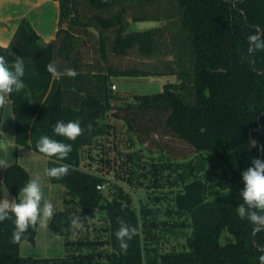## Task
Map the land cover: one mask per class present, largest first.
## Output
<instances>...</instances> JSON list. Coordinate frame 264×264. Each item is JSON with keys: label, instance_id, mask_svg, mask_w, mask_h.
<instances>
[{"label": "trees", "instance_id": "trees-1", "mask_svg": "<svg viewBox=\"0 0 264 264\" xmlns=\"http://www.w3.org/2000/svg\"><path fill=\"white\" fill-rule=\"evenodd\" d=\"M57 1L58 29L52 41L43 43L23 18L10 44L0 46V55L9 66L16 56L24 59L26 87L9 95L17 143L38 152L37 140L48 135L73 146L68 159L61 162L71 165L70 174L49 177L66 187V208L55 212L49 227L65 237L67 253L22 255V241L33 240L37 227H30L20 242L13 243L15 216L10 214L0 222V264H259L264 230L253 235L254 225L241 218L237 209L243 203L241 173L251 166L253 157L264 160V51L248 53V37L264 32V0ZM142 19L165 23L143 31L129 29L130 21ZM52 61L61 73L59 78L46 71ZM66 68L76 70L75 79L64 74ZM151 74H175L177 82L156 93H134L132 100L122 98L124 90L112 88L113 79ZM110 111L128 124L141 143L154 142L155 134L175 137L228 171L226 188H213L209 199L208 184L187 166L192 159L164 156L162 161L137 164L144 177L154 175V182L182 184L173 198L174 212L168 208L166 213L190 219L185 249L151 257L148 243L157 234L154 230H160L153 209L143 206L139 211L121 185L115 184L110 197L106 196L99 186L107 178L81 167L82 151L113 126L101 122ZM76 120L85 129L76 141L53 134L57 121ZM253 140L256 146L250 148ZM55 160L48 158V168L59 166ZM29 180L28 171L18 162L5 170V183L16 202ZM96 208L104 237L92 239L85 234L72 239L73 220L96 217ZM120 219L138 228L127 253L114 235ZM161 223V230L177 225L176 220ZM225 232L232 241H221Z\"/></svg>", "mask_w": 264, "mask_h": 264}, {"label": "rangeland", "instance_id": "rangeland-1", "mask_svg": "<svg viewBox=\"0 0 264 264\" xmlns=\"http://www.w3.org/2000/svg\"><path fill=\"white\" fill-rule=\"evenodd\" d=\"M164 23V20L158 19L135 20L130 21L129 29L143 31ZM175 82H177L175 74L138 75L128 79H113L115 87L112 85V88L114 90H124L121 93L122 98L124 100H132L134 93H156L162 91L166 84ZM110 113L111 111L101 119V122H110L113 126L110 127L105 137L100 140V145L96 144L82 151L81 167L106 176L107 182L101 187L106 196L110 197L109 192L115 190V184L121 185L130 193L133 203L139 211L143 206L153 209V213L157 215L155 221L159 223L160 230L156 228L154 232L157 234L152 235L153 237L149 240L148 247H151L152 250L148 254L151 257H154L156 253L172 249H185L187 235L190 232V227L187 223L190 222V219L188 220L186 216H170L166 213V209L174 204L173 198L177 191L182 188V184L171 185L168 180L164 179H160L159 183L154 182V175L148 174L147 177H144L142 170L137 168V164H144V161L148 164L153 161H162L164 156L165 159L168 157L170 160L188 161L192 159L187 163V166L200 175L199 177L205 180L206 185L208 184L206 196L209 199L214 196L213 188L216 190L226 188L229 177L228 171H226L223 164L219 163L216 165V162L209 160L208 157L206 159L200 157L188 144L175 137H161L159 134H155L154 142L146 141L141 143L134 132L128 129V124L124 120L114 118ZM134 152H137L140 158ZM128 153H133V155H127ZM129 180H133V183L129 182ZM53 188L49 191L41 184L44 199L53 203L55 211L65 209L66 202L63 200L64 190H66L65 185L63 183H55ZM164 220L170 221V223L176 220L177 225L171 230H161L164 225L161 221ZM182 220H186L184 225L181 223ZM76 221L77 223L73 224L75 231L71 234L72 239H77L85 234H88L92 239L104 237V223L100 218L85 217L76 219ZM97 227L98 229L94 231ZM65 240L64 236L52 232L48 222L46 228L37 226V232L33 240L22 241L20 253L34 257L63 256L67 253ZM232 240L233 237L228 232L221 235L222 242ZM150 256L147 255L146 259L152 260Z\"/></svg>", "mask_w": 264, "mask_h": 264}, {"label": "clouds", "instance_id": "clouds-1", "mask_svg": "<svg viewBox=\"0 0 264 264\" xmlns=\"http://www.w3.org/2000/svg\"><path fill=\"white\" fill-rule=\"evenodd\" d=\"M248 53L254 55L257 51H264V32L253 34L248 37ZM46 71L53 77L59 78L61 73L57 70L54 61L46 64ZM64 74L75 79L78 73L73 68H66ZM25 75L24 59L16 56L15 61L9 66L5 56L0 55V107H3L7 100L6 97L11 93L20 92L26 85L23 81ZM89 132L93 131V125L87 126ZM53 134L61 136L69 141H76L83 135L85 129L81 127V122L76 121H57L53 125ZM256 142L250 141L249 147H255ZM36 150L45 157H55L54 163L59 166L50 167L45 170V174L50 178L61 179L70 174L71 165L61 163L66 161L73 151L71 143H64L41 135L36 142ZM8 161L0 158V169H7ZM244 183L239 195L243 203L238 206V214L241 218H247L254 225L253 235L264 230V160L253 157L251 166L241 173ZM22 198L19 202L13 200L0 199V222L10 218V214L15 216V228L12 233L13 243L21 241L22 236L28 229L39 226L46 228L48 222L55 214V208L51 201L44 199L39 178L30 179L20 190ZM95 216L98 218L99 210L95 209ZM77 223L73 220V224ZM119 228L114 235L122 252L127 253L129 242L135 238L138 228L129 225L123 219L118 220ZM259 264H264V254L258 257Z\"/></svg>", "mask_w": 264, "mask_h": 264}, {"label": "crops", "instance_id": "crops-1", "mask_svg": "<svg viewBox=\"0 0 264 264\" xmlns=\"http://www.w3.org/2000/svg\"><path fill=\"white\" fill-rule=\"evenodd\" d=\"M23 18L29 20L43 43H49L55 38L58 29L59 2L57 0H0V46L5 47L10 44ZM6 100V104L1 107L0 158L6 159L9 166L15 162L20 163L28 171L30 179L38 177L40 184L51 191L55 183L45 174V170L48 169V157L31 147L17 143L13 101L10 96H7ZM105 135L97 138L93 146L100 145V140ZM5 170L0 169V199L16 202L15 196L5 183ZM65 191L63 200H65ZM20 196L22 197L21 193ZM168 208L174 212V204Z\"/></svg>", "mask_w": 264, "mask_h": 264}, {"label": "built area", "instance_id": "built-area-1", "mask_svg": "<svg viewBox=\"0 0 264 264\" xmlns=\"http://www.w3.org/2000/svg\"><path fill=\"white\" fill-rule=\"evenodd\" d=\"M113 87H115V85L113 84ZM102 186H99V188H101Z\"/></svg>", "mask_w": 264, "mask_h": 264}]
</instances>
